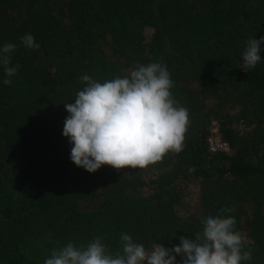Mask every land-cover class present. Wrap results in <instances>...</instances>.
Listing matches in <instances>:
<instances>
[{"label": "trees", "instance_id": "1", "mask_svg": "<svg viewBox=\"0 0 264 264\" xmlns=\"http://www.w3.org/2000/svg\"><path fill=\"white\" fill-rule=\"evenodd\" d=\"M148 250L264 264V0H0V264Z\"/></svg>", "mask_w": 264, "mask_h": 264}, {"label": "rangeland", "instance_id": "2", "mask_svg": "<svg viewBox=\"0 0 264 264\" xmlns=\"http://www.w3.org/2000/svg\"><path fill=\"white\" fill-rule=\"evenodd\" d=\"M188 84L190 85V82H188ZM182 121V119H178V122ZM199 187V180L195 178L184 179L182 182H180V188L183 192V199L181 203L176 205V210L178 211L179 215L196 213L200 210ZM141 191L148 192V187L144 186L143 188H141ZM91 202V199L86 200L87 205H89ZM150 251L153 250H148L141 254H136L132 260V264H138L141 258H146L149 255Z\"/></svg>", "mask_w": 264, "mask_h": 264}, {"label": "built area", "instance_id": "3", "mask_svg": "<svg viewBox=\"0 0 264 264\" xmlns=\"http://www.w3.org/2000/svg\"><path fill=\"white\" fill-rule=\"evenodd\" d=\"M206 144L210 152L230 151V146L227 141L222 139L218 130V123L215 120H212L209 124V133L206 137Z\"/></svg>", "mask_w": 264, "mask_h": 264}]
</instances>
